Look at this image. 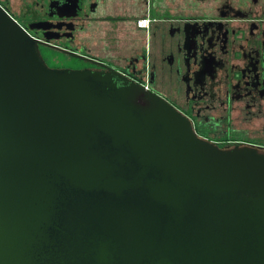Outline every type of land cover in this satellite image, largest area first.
Returning a JSON list of instances; mask_svg holds the SVG:
<instances>
[{
  "label": "water",
  "instance_id": "water-1",
  "mask_svg": "<svg viewBox=\"0 0 264 264\" xmlns=\"http://www.w3.org/2000/svg\"><path fill=\"white\" fill-rule=\"evenodd\" d=\"M39 44L0 6V264H264L263 152Z\"/></svg>",
  "mask_w": 264,
  "mask_h": 264
},
{
  "label": "flooded vegetation",
  "instance_id": "flooded-vegetation-1",
  "mask_svg": "<svg viewBox=\"0 0 264 264\" xmlns=\"http://www.w3.org/2000/svg\"><path fill=\"white\" fill-rule=\"evenodd\" d=\"M179 1L0 0V6L40 43L50 68L113 67L90 54L91 38L106 25L105 40L97 42L131 48L123 70L185 116L197 137L221 149L264 153V0ZM142 19L147 28L138 26Z\"/></svg>",
  "mask_w": 264,
  "mask_h": 264
},
{
  "label": "crops",
  "instance_id": "crops-1",
  "mask_svg": "<svg viewBox=\"0 0 264 264\" xmlns=\"http://www.w3.org/2000/svg\"><path fill=\"white\" fill-rule=\"evenodd\" d=\"M179 3H181V5L183 4L181 0ZM107 14H109V12H107ZM192 14H196V11L192 12ZM107 28L106 25H103V27H100V29L94 34V37L91 38L90 54L109 61L115 69L123 71L126 66V60L132 57L134 52L131 48H128V46L123 47V44H109L106 41L105 44L107 47H105V44H102L101 42L103 39L105 40L104 30H107ZM126 28L128 29V27ZM98 40H101V44L97 42Z\"/></svg>",
  "mask_w": 264,
  "mask_h": 264
},
{
  "label": "built area",
  "instance_id": "built-area-1",
  "mask_svg": "<svg viewBox=\"0 0 264 264\" xmlns=\"http://www.w3.org/2000/svg\"><path fill=\"white\" fill-rule=\"evenodd\" d=\"M147 23H148V19H142L138 22V26L141 28H147ZM143 87L148 90V83L147 82H143L142 83Z\"/></svg>",
  "mask_w": 264,
  "mask_h": 264
},
{
  "label": "rangeland",
  "instance_id": "rangeland-1",
  "mask_svg": "<svg viewBox=\"0 0 264 264\" xmlns=\"http://www.w3.org/2000/svg\"><path fill=\"white\" fill-rule=\"evenodd\" d=\"M17 20H18V21H20V19H18V18H17ZM20 22H21V21H20ZM60 45H62V46H65V45H66V46H67V48H70V46H69V45H67V44H64V43H62V42L60 43ZM74 49H75V48H74ZM68 61H69V60H68ZM73 61H74V60H73ZM76 62H77V61H76ZM76 62H73V63H71V62L69 61V63H71V64H73V65H74ZM73 65H71V66H73Z\"/></svg>",
  "mask_w": 264,
  "mask_h": 264
},
{
  "label": "trees",
  "instance_id": "trees-1",
  "mask_svg": "<svg viewBox=\"0 0 264 264\" xmlns=\"http://www.w3.org/2000/svg\"><path fill=\"white\" fill-rule=\"evenodd\" d=\"M58 60H59L60 62H62V61H63V59H62V58H59Z\"/></svg>",
  "mask_w": 264,
  "mask_h": 264
}]
</instances>
